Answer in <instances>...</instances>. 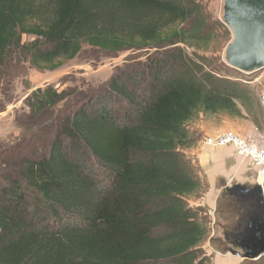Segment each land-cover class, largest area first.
Wrapping results in <instances>:
<instances>
[{
  "label": "trees",
  "instance_id": "1",
  "mask_svg": "<svg viewBox=\"0 0 264 264\" xmlns=\"http://www.w3.org/2000/svg\"><path fill=\"white\" fill-rule=\"evenodd\" d=\"M201 15L198 0H0V73L9 51L54 70L85 45L152 50L69 114L58 106L75 93L25 98L20 138L0 145V264H204L210 220L188 202L206 188L188 124L243 113L240 83L205 70Z\"/></svg>",
  "mask_w": 264,
  "mask_h": 264
},
{
  "label": "rangeland",
  "instance_id": "2",
  "mask_svg": "<svg viewBox=\"0 0 264 264\" xmlns=\"http://www.w3.org/2000/svg\"><path fill=\"white\" fill-rule=\"evenodd\" d=\"M198 4L201 17L211 33V40L200 44L198 48V52L205 59V70L240 83L241 91L235 101L243 116L230 117L224 113L199 115L189 122L188 128L192 135L201 141L206 135L231 130L244 140L262 146L264 115L259 106L258 94L264 81V69L245 73L227 65L224 49L231 38V32L223 22V0H198ZM31 39V36L24 34L21 41L28 43ZM186 51L191 54L193 50L186 47ZM150 52L152 50L146 49L109 52L85 45L74 58L61 59L62 64L58 68L37 70L31 66L28 56L9 51L0 73V145L9 144L20 138L22 131L17 128L15 118L28 113L24 101L33 88L51 85L58 91L75 93L58 106L60 110L69 114L80 103L79 95L88 96L91 92L104 87L116 68L126 62L144 61ZM241 98L252 103V106L249 109L245 108ZM196 146L198 147V144H195V148ZM204 264H210V255L207 252Z\"/></svg>",
  "mask_w": 264,
  "mask_h": 264
},
{
  "label": "water",
  "instance_id": "3",
  "mask_svg": "<svg viewBox=\"0 0 264 264\" xmlns=\"http://www.w3.org/2000/svg\"><path fill=\"white\" fill-rule=\"evenodd\" d=\"M222 18L231 32L224 49L227 65L245 73L264 69V0H223ZM224 158L228 176L216 182L207 242L220 254L255 261L264 256V176H258L263 166L233 148Z\"/></svg>",
  "mask_w": 264,
  "mask_h": 264
},
{
  "label": "crops",
  "instance_id": "4",
  "mask_svg": "<svg viewBox=\"0 0 264 264\" xmlns=\"http://www.w3.org/2000/svg\"><path fill=\"white\" fill-rule=\"evenodd\" d=\"M199 141L201 140H198L196 143V145L198 144V147L196 146L195 148L194 146L186 152L190 155L193 165L197 168L198 176L205 183L206 188L200 196L190 198L188 199V202L192 206L201 207L205 211V214L208 215L210 220V236L212 234V210L215 208V197L217 195L216 182L219 176H228L227 171L224 169V157L231 147H223L213 150V148H208ZM203 248L210 255V264H238V262H240L235 256L223 255L216 252L209 246L207 240L204 242Z\"/></svg>",
  "mask_w": 264,
  "mask_h": 264
},
{
  "label": "built area",
  "instance_id": "5",
  "mask_svg": "<svg viewBox=\"0 0 264 264\" xmlns=\"http://www.w3.org/2000/svg\"><path fill=\"white\" fill-rule=\"evenodd\" d=\"M258 102L264 115V81L258 94ZM201 142L208 147H232L242 158H248L256 165H262L258 176H264V145L248 142L231 130L216 135H206Z\"/></svg>",
  "mask_w": 264,
  "mask_h": 264
}]
</instances>
